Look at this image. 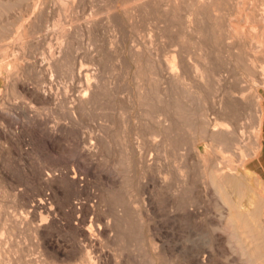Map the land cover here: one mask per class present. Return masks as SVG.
Returning a JSON list of instances; mask_svg holds the SVG:
<instances>
[{
    "label": "rangeland",
    "instance_id": "374dc122",
    "mask_svg": "<svg viewBox=\"0 0 264 264\" xmlns=\"http://www.w3.org/2000/svg\"><path fill=\"white\" fill-rule=\"evenodd\" d=\"M0 1V231H5L0 235V264H87L85 253L91 264H246L245 256L229 240L228 207L206 183L193 154L199 124L193 115L198 117L207 107L211 121L224 117L221 122L228 123L232 94H246V104L235 123L229 124L239 148L233 162L254 171L252 183L264 189L259 156H249L257 128L253 100L264 89V46L237 49L242 55L232 58L236 49L229 47L228 53L227 45L213 37L207 26L201 29L207 37L196 41L161 8H139L134 0ZM245 2L247 7L259 3L264 8V0ZM116 4L128 19H110ZM230 13L237 16L236 9ZM144 41L148 45H142ZM173 41L194 58L210 53L212 62L202 60L200 67L218 72L222 79L208 77L204 83L191 71L180 87L165 79L166 70L156 79L148 73L150 66L134 64L136 49L151 50L153 45L151 52L161 58ZM7 68H11L9 77ZM81 69L90 71L95 96L73 113L69 108L77 106L78 89L85 84V79L78 78ZM18 80L49 97L36 101L16 87ZM54 129L57 136L51 134ZM217 144L224 152L217 147L219 152L213 150L211 160L225 165L231 151L227 144ZM86 147L94 148L93 152L84 153ZM200 149L205 151L204 144ZM68 171L82 178L80 190L66 176ZM47 174L55 179L44 182ZM40 198L53 213L34 219L30 206ZM84 204L94 208L86 217L93 232L111 222L104 234L95 236V242L88 241L73 220L80 214L73 212V206L85 209ZM41 222L47 225L44 234L37 230Z\"/></svg>",
    "mask_w": 264,
    "mask_h": 264
},
{
    "label": "bare ground",
    "instance_id": "6f19581e",
    "mask_svg": "<svg viewBox=\"0 0 264 264\" xmlns=\"http://www.w3.org/2000/svg\"><path fill=\"white\" fill-rule=\"evenodd\" d=\"M75 1L76 0H73V2H75ZM128 1H130V0H128ZM120 3H121V1H120ZM134 3H135V5H137V6L139 5L142 8H146L147 6H157L158 8H161L167 15H169L170 18H172V19L176 18L177 21L181 22V27L184 29V34L188 33L192 37L195 35L197 40H196V38L194 40H196V41L201 40L202 37H207L206 34H205V36H203L204 35L203 34L204 30L201 31L202 27H204V26L206 27L207 26L209 28V30H211V34L213 35V37H215L217 39H222L223 42L225 43V45H227L228 53L230 52V48H232L234 50L236 49L235 52L237 53V49L238 50H240V49L244 50V49H247V48H250V47H262V46H264V8L260 7L259 3H256V4L253 3L252 5H250V7L246 6L245 0H134ZM132 4H133V2H132ZM229 6L237 7V8H232V9H236L238 17L237 16H232L231 13H233L234 11H231V13H230V10H232V9H229ZM124 8H125V6H124ZM132 8H133V6L131 7V9ZM135 8L136 7H134V9ZM120 9H121L120 5L116 4L114 9H113V12H110V15L112 14L111 15L112 18H110V19H113V17H114V20H116L117 22H119L122 17H126V19H128L127 18L128 15L125 12H124V14L126 16L122 15L123 12L120 11ZM127 9H129V8H127ZM122 10H123V7H122ZM133 10H132V12H133ZM142 10L140 11V13L142 12ZM136 11H139V9L136 10ZM144 11H145V9L143 10V12ZM127 12H128V10H127ZM140 13H139V15H141ZM133 14H134V12H133ZM155 14L156 13H154V15ZM107 15H109V14H107ZM110 15L108 17H110ZM154 15L152 14V17H155L157 14L155 16ZM134 16H136V15H134ZM134 16H130L129 15V18L133 17V19H134ZM143 17H144V15H143ZM140 19H141V16H140ZM156 19L158 20V23H159L160 19H158V17H156ZM110 22L112 23L113 21L110 20ZM134 22H135V20H134ZM136 22H135V24H136ZM138 22H139V20H138ZM143 22H144V20H143ZM155 22L156 21H154V23ZM167 23H169V21H167ZM129 24H131V23H129ZM114 26H118V24L117 25L114 24ZM204 33H206V32H204ZM188 34H186V35H188ZM151 35H153V34H151ZM186 35H184V38H185ZM148 36H150V34ZM178 36H179V34H178ZM163 37L166 38V36H163ZM155 38H157V36L156 37L154 36V39ZM162 39L160 38V41H162ZM206 39H209V38H206ZM169 40H171V38ZM145 41L143 42L142 45L145 44ZM160 41H159V43L161 44ZM206 41H208V40H206ZM152 42H154V41H152ZM154 43H156V41ZM181 43H182V41H181ZM193 43H194V41H193ZM199 43L200 42H198V44ZM163 44L166 45V40H165V42ZM195 44L196 43H194V45L192 47H194ZM204 44H205V42H204ZM208 46H210V45H208ZM159 47H161V46L159 45ZM168 47H169V50H167V52H164V54L162 55L161 58L158 57L159 55L158 56H154L153 55V53H152L153 52L152 48H154L153 45H152V48H151V45H150L151 50H149L148 47L147 48L143 47V50H141V47H140V49L138 48L135 51H133L134 54H132V55H133V58H134V61H135L134 64L137 63V66L139 65V67L140 66L141 67L150 66V69H149L150 72H148V73L154 74V75H151V74L150 75L151 76H155L156 79H159L160 77H162V75H163L162 72H164L166 70L165 72H167V73L165 74L166 76H164V77H166L165 79H170L172 81V83L177 84L180 87H184L185 86V84H184L185 81L184 80H186L185 78H186V75L188 74V72H191V71H194L196 73L195 76H198L199 78H201L202 82H204L205 81L204 79H206L208 77L211 78V77L218 76V79L221 78V77H219L220 74L218 72L213 71L212 69H210V70H212V72H210V71L206 72L205 70H202L201 67H200V63H202L201 62L202 60H204V62H206L208 65H209V63L212 62V57H211L212 55L210 53H209V55L208 54L207 55H203V54L200 53V55H197L194 58L193 54L190 53L189 51H186L183 48V46L180 45V43L178 41L171 42L170 44H168ZM211 48H212V46H211ZM194 49H195V47H194ZM218 49L220 50V46H219ZM205 50H207V49H205ZM214 50L215 51H219V50H216V48ZM130 51L132 52V50H130ZM223 51H225V49ZM162 52H163V50H162ZM232 52H233V50H232ZM157 53H159V52L156 51L155 55ZM204 53H205V51H204ZM230 54L232 56L233 53H230ZM213 55H215V54H213ZM233 55H235V54H233ZM239 55H242V54H240L238 52L236 54V56H232V58L240 57ZM217 56H218V54H217ZM228 57L230 58V55H228ZM252 57H248L246 59L249 60V58H252ZM220 59H221V56H220ZM236 59H231V60L235 61ZM260 60H262V59H260ZM224 61H225V59H224ZM226 61H227V58H226ZM58 63H59V60H58ZM240 63H242V62H240ZM11 65H9V66H11ZM246 65H248L247 62H246ZM218 69H221V68L218 67ZM7 70H8V73H9V75H7V76L9 77L11 75L10 74L11 68L10 69L7 68ZM88 71L85 70V69L84 70L81 69V71L78 73V78L80 79V81L85 79V84L80 89H78V93H77L78 95L76 97L77 106H75V105L74 106H70V108H69L70 112L75 113L76 107H77V109L85 108L90 103V101H92V98L95 96V94H94L95 85L92 84V82L90 81V76H89V72L90 71L89 72ZM248 71H251V67H250V70H247V73H249ZM252 71H253V69H252ZM144 73H145V70H144ZM148 73L145 74V76L147 75V77H148ZM223 74H224V72H223ZM226 76H228V75H226ZM2 78L3 77L0 75V80ZM155 78H153V79H155ZM196 79L198 80L197 77H196ZM141 80H143V79H141ZM212 80H213V78H212ZM159 82H161V81H159ZM10 83H11V81H10ZM196 83L198 84L199 80ZM262 83H263V81H262ZM15 84H16V87L20 88L22 91L32 94V96L34 97V99L36 101H39V100H42V99H47L49 97V96H45L44 94H42L41 92L35 90L34 88H31L30 85L28 83H26L25 81L18 80ZM144 87H145V85H144ZM189 87H191V86H189ZM18 88H15V89H18ZM176 88H179V87H176ZM198 88L199 87H197V89ZM61 95H63V94H61ZM226 97H227V95H226ZM231 98H232L231 100L228 98L230 100V102H231V105H230V107H228L229 108L228 109V113H226L227 114L226 115V117H227L226 121L228 123H224V121L221 122L223 119H225L224 117L222 118V120L220 118H215V120L211 121L209 119V114L207 112L208 110H206L207 107L203 108L204 110L198 112V114H197L198 117H196L195 113H194V115L192 114L193 116H195V118H198L197 120H198L199 124H198V130H197L198 137L194 140V142L192 141L193 142V146L192 145L191 146L193 148V151H194L193 154H194L195 158L197 159V162L201 165V171H202L203 176H204V178L206 180V183L214 189L215 193L220 197L222 202L228 207L227 225L231 229L230 230L231 231V237L229 239L230 242L234 244V246L236 247V250L241 252L243 257L245 256L246 264H264V195H263L264 193L261 192L264 189H262L260 191L259 190L260 186L259 187L257 186L259 188L258 189L254 185V183H252V180L250 179V177H251L250 174L251 173L254 174L253 173L254 171H252L251 169H248L245 164H243L242 167L237 166V165L234 164L233 155L238 153L237 149H239V148L236 147L237 140L236 139H232V138H235V135H237V134L234 131H231L232 126L229 125L231 122H232V124L235 123V120L238 118L237 117L238 111H239V109L241 110L240 107L244 106L246 104V102H247V96H246L245 93H243V91H240L238 94H232ZM215 99H217V98H215ZM263 100H264V89L263 90H258L255 93L254 100H253V105H254V108H255V113H254L255 115L254 116H256V120H254V121L257 123V128L255 127L254 143H253L252 148H250L251 150L249 152V156L251 158H255V157L259 156L260 151L262 149L263 121H264ZM162 101H163V99H162ZM177 101H179V100H177ZM149 104L150 103H148V105ZM177 104H174V105H177ZM178 106H179V104H178ZM174 107H176V106H174ZM22 109L24 110L23 112L26 113L25 107L22 106ZM178 111H179V109H178ZM194 111H196V110H194ZM27 112H28V110H27ZM0 113H1V111H0ZM28 113H26V115ZM34 113L35 112H33V114ZM180 114H181V112L179 113V115ZM184 114L186 115V113H184ZM213 114H215V113H213ZM182 116H183V114H182ZM189 116H191V115H189ZM241 116H243V115H241ZM186 117H188V114H187ZM188 118H186V119H188ZM183 120H185V119L183 118ZM197 120L195 122H197ZM189 121H190V119H189ZM192 123L194 124V122H192ZM193 124H191V126ZM184 125H185V123H184ZM167 127L168 128H172L171 125H170V127L169 126H167ZM174 127H175V124H174ZM195 129H196V127H195ZM182 130H183V128H182ZM175 133H176V131H175ZM51 134L55 135L56 134V130L55 129L51 130ZM55 136H57V135H55ZM194 137H196V136H194ZM216 142L218 144H222V143L227 144L228 145L227 149L229 148L230 149L229 151H231V154H229L227 156V157H229V159L227 160V163L225 165H221L219 163L220 161L218 162L217 160H215V161L211 160L212 159L211 152L212 153L214 151L217 152L218 149H220V146H217V147H219L217 149V147L214 145V144H216ZM202 144H204L205 151L200 149ZM230 147H232L233 150H231ZM225 148H226V145H225ZM86 149H87L86 151H83L84 153H89L90 151L94 150V148L93 149H90V148L88 149L87 147H86ZM222 149H224V146L222 147ZM241 150H242V148H241ZM219 151L220 152H224V151H221V149ZM245 151H246V149H245ZM240 154H243V151H241ZM198 167H200V166H198ZM38 170H40V169H38ZM66 176L76 185L78 190L81 189L82 178H80L76 173H74L73 175H70L69 171L66 172ZM54 179H55L54 175L47 174V177L45 179L46 181L44 180V182L49 183V182H52ZM257 179L259 180V182H261V180H262L260 177H258ZM32 203L33 204L30 206V207H32V209L30 210V213L32 214V217L34 219L37 217L38 214H40V216H43L42 214L44 212H46V214L47 213L50 214L53 211V208L51 206H49L45 202V199L43 200V198L35 199ZM84 208L85 209H82L81 206H77V205L73 206V210H74L73 212L74 213H77V212L80 213L78 216L74 217L73 220L75 221L74 223L76 224V228L78 229V231L81 232V234L84 237H86L88 239V241L95 242L97 240V239H95V236H97L99 234H104L106 232L107 227L111 224V222H110V224L108 222V225L106 227H102L100 225L97 228V231L93 232V225H92V223L87 225L88 223L86 221V217H87L88 213L94 208H93L92 205L88 206L86 204H84ZM13 218H15L17 222L20 221V223H21V221H22L21 219L19 220V218H17V217H13ZM6 221L9 222L10 220L8 221V218H7ZM29 221L30 220H28V222ZM2 222H3V220H2ZM22 223H24V222H22ZM32 223H33V221H32ZM46 226L47 225L44 222H41L40 224H38L37 230L40 233H43L46 230L45 229ZM115 230H116V228H115ZM4 234H5V231H0V235H4ZM252 244L254 245V246H252L253 248L251 247ZM243 257H242V259H243ZM83 258L87 259V261H86L87 264H91L92 261H91V259H90L88 254L85 253Z\"/></svg>",
    "mask_w": 264,
    "mask_h": 264
},
{
    "label": "crops",
    "instance_id": "0c3cea01",
    "mask_svg": "<svg viewBox=\"0 0 264 264\" xmlns=\"http://www.w3.org/2000/svg\"><path fill=\"white\" fill-rule=\"evenodd\" d=\"M259 170L264 172V121H263V136H262V149L258 157Z\"/></svg>",
    "mask_w": 264,
    "mask_h": 264
}]
</instances>
